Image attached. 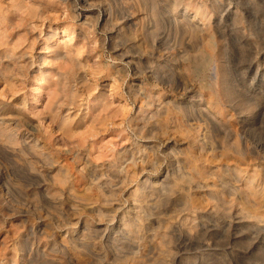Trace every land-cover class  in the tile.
<instances>
[{"label":"rangeland","instance_id":"rangeland-1","mask_svg":"<svg viewBox=\"0 0 264 264\" xmlns=\"http://www.w3.org/2000/svg\"><path fill=\"white\" fill-rule=\"evenodd\" d=\"M182 3L0 0V264H264V0Z\"/></svg>","mask_w":264,"mask_h":264},{"label":"bare ground","instance_id":"bare-ground-1","mask_svg":"<svg viewBox=\"0 0 264 264\" xmlns=\"http://www.w3.org/2000/svg\"><path fill=\"white\" fill-rule=\"evenodd\" d=\"M62 1H64L65 3H67V0H62ZM70 1V0H69ZM76 1V0H75ZM137 1H142V0H131V2L133 3V4H135ZM149 3V2H148ZM172 3H173V5L175 6V8H179V7H181V8H187V5H185L184 3H182V0H172ZM83 4V3H82ZM215 4V3H214ZM87 7V6H86ZM100 11V10H99ZM87 12V11H86ZM92 13V12H91ZM99 13V12H98ZM87 14V13H86ZM90 14V13H89ZM93 14V13H92ZM228 15V14H227ZM182 18H183V22H176L175 23V28L180 32L181 31V34L184 36V39L185 38H188L189 39V41L191 40V39H193V38H195L196 37V39L198 40L199 39V37H200V33H201V30L199 29V28H197V27H195L194 26V23H193V20H190L189 18H187L186 16H188V13H187V11L185 10L184 12H182ZM83 17V16H82ZM93 17H94V15H93ZM97 17V16H96ZM128 17V16H127ZM186 17V18H185ZM94 19V18H93ZM87 21V20H86ZM110 34V33H109ZM110 36V35H109ZM51 37H50V35L49 36H47L46 37V39H50ZM160 39V38H159ZM166 39V38H165ZM165 39H164V41H165ZM162 40V39H161ZM235 41V40H234ZM233 41V42H234ZM45 42H43V44H44ZM189 47H187V45H185L184 47H182L181 48V51H182V53H180L179 51H178V53L179 54H182V55H185V54H188L190 51H191V47H190V45H188ZM193 46V45H192ZM152 47V46H151ZM115 52V51H114ZM149 52V51H148ZM39 53H42V48L40 49V52ZM45 56H42L40 59H39V65L43 62L44 63V61H45ZM251 62V61H250ZM127 64V63H126ZM129 64V63H128ZM132 64V63H131ZM31 65H32V63H31ZM10 67V66H9ZM130 68H132V66L130 67ZM134 68V67H133ZM134 71V70H133ZM138 71V70H137ZM38 78H37V81H36V86H35V88H34V91H33V102H34V109H36V107H35V105L37 104V94L40 92V90L42 89V85H41V83H42V81H45L44 82V84L45 85H48L49 84V82H51L50 81V76H51V74H52V72L49 70V69H47L46 67L45 68H43V66H40L39 68H38ZM139 72V71H138ZM15 78V77H14ZM168 81V80H167ZM167 83V82H166ZM232 102V101H231ZM33 104V103H32ZM56 108V107H55ZM159 113V112H158ZM159 126V125H158ZM3 131H6L5 132V136H7V142H9V143H12V140L11 139H9L8 137H10V135H11V133H10V130H3ZM251 146V145H250ZM263 151V150H262ZM110 185V184H109ZM258 193L259 194H261V191L260 190H258ZM149 195V194H148ZM241 201H242V203L244 204V208L245 209H248V211H249V201L247 200V196H246V194H242L241 195ZM47 202V201H46ZM253 207H255V206H253ZM197 210V209H196ZM199 213V212H198ZM249 213H250V211H249ZM249 213L247 212V215H249ZM200 215V214H199ZM250 217H252V218H255V215H254V213H250V215H249ZM118 227V226H117ZM264 230V229H263ZM126 234V233H125ZM112 243H113V241H112V239H110L109 240V244L110 245H112ZM92 254V253H91ZM94 255V254H93Z\"/></svg>","mask_w":264,"mask_h":264}]
</instances>
